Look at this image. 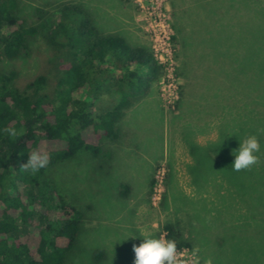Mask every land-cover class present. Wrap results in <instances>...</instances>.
<instances>
[{
  "label": "rangeland",
  "instance_id": "rangeland-1",
  "mask_svg": "<svg viewBox=\"0 0 264 264\" xmlns=\"http://www.w3.org/2000/svg\"><path fill=\"white\" fill-rule=\"evenodd\" d=\"M195 1L201 7L192 13ZM64 2L87 6L105 31L122 32L151 51L165 48L163 59H171L149 94L126 111L120 137L102 142L109 157L81 153L48 170L58 192L83 214L68 264H134L133 245L147 234L165 239L162 228L169 222L191 243L185 256L199 246L213 264H264V0H18V13L30 24L38 22L37 9L56 20ZM207 36L222 42L229 109L222 122L196 136L220 151H213L204 179L223 180L220 195L199 200L183 133L191 139L195 106L207 111L210 97L202 101L200 95L211 96L207 88L224 82L209 67ZM64 56L38 35L26 55L1 61L0 70L14 72L18 88L45 76L41 93L51 98ZM249 135L259 139L261 162L235 172V152ZM122 184L130 188L126 198Z\"/></svg>",
  "mask_w": 264,
  "mask_h": 264
},
{
  "label": "trees",
  "instance_id": "trees-1",
  "mask_svg": "<svg viewBox=\"0 0 264 264\" xmlns=\"http://www.w3.org/2000/svg\"><path fill=\"white\" fill-rule=\"evenodd\" d=\"M200 4H192V13ZM18 8V0H0V62L26 55L31 40L38 35L50 46L64 50L65 56L51 98L41 93L47 83L45 76L18 88L15 73L0 70V264H68L83 214L58 192L54 181L47 178L48 170L81 153L109 157L103 152L102 142L120 137L119 125L126 111L149 94L162 66L149 47L131 42L122 32L105 31L81 3L59 4L56 20L37 9L36 24L27 23ZM210 39L207 36L203 41L210 47L207 61L211 71L217 73L215 79L220 76L224 82L207 88L211 96L200 95L202 101L210 97L207 111L195 106L191 139L183 133L192 159L188 166L192 187L199 200L206 194L220 195L223 180L204 179L210 160L213 162V151L218 156L220 151L212 149V140L199 144L196 136L208 133L212 122H222L229 109V72L224 70L218 50L222 42L220 38L214 42ZM102 103L109 107L101 109ZM205 115L209 117L206 122ZM5 128L15 129L17 137L6 134ZM33 151L50 156L48 167L34 175L21 168ZM120 187V196L126 198L129 186ZM162 229L166 240L177 242L178 250L190 248L177 224L169 222ZM101 257V252L96 253V259Z\"/></svg>",
  "mask_w": 264,
  "mask_h": 264
},
{
  "label": "clouds",
  "instance_id": "clouds-1",
  "mask_svg": "<svg viewBox=\"0 0 264 264\" xmlns=\"http://www.w3.org/2000/svg\"><path fill=\"white\" fill-rule=\"evenodd\" d=\"M4 132L9 136L16 138L17 132L12 128H5ZM261 145L256 135H249L239 142V148L235 152V159L232 163V170L241 172L251 170L253 166L259 164ZM50 156L47 152L33 151L27 160V163L21 165L25 172L36 174L41 169L48 167ZM135 253L134 264H213L211 257H201L202 249L194 246L189 256H185L177 249L175 240L151 238L150 234L145 235L143 242L139 245H133Z\"/></svg>",
  "mask_w": 264,
  "mask_h": 264
},
{
  "label": "built area",
  "instance_id": "built-area-1",
  "mask_svg": "<svg viewBox=\"0 0 264 264\" xmlns=\"http://www.w3.org/2000/svg\"><path fill=\"white\" fill-rule=\"evenodd\" d=\"M169 39V36L166 37V40ZM167 49L165 48H157L155 47L154 50L152 51V54L154 56V58L158 61V63L161 65V66H164L167 64V61H170L171 59H167V60H164L163 59V53L166 52ZM160 52V53H159ZM184 250H188V249H182V250H179L180 252H183Z\"/></svg>",
  "mask_w": 264,
  "mask_h": 264
},
{
  "label": "crops",
  "instance_id": "crops-1",
  "mask_svg": "<svg viewBox=\"0 0 264 264\" xmlns=\"http://www.w3.org/2000/svg\"><path fill=\"white\" fill-rule=\"evenodd\" d=\"M190 18L192 19V15H190ZM189 31H191L192 32V28H191V26H190V30Z\"/></svg>",
  "mask_w": 264,
  "mask_h": 264
}]
</instances>
